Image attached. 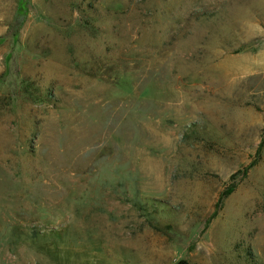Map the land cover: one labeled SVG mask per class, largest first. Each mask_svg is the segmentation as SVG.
Instances as JSON below:
<instances>
[{"label": "rangeland", "instance_id": "1", "mask_svg": "<svg viewBox=\"0 0 264 264\" xmlns=\"http://www.w3.org/2000/svg\"><path fill=\"white\" fill-rule=\"evenodd\" d=\"M0 38V264H264V0H0Z\"/></svg>", "mask_w": 264, "mask_h": 264}, {"label": "trees", "instance_id": "2", "mask_svg": "<svg viewBox=\"0 0 264 264\" xmlns=\"http://www.w3.org/2000/svg\"><path fill=\"white\" fill-rule=\"evenodd\" d=\"M1 41H2V38H0V42ZM261 147H263V144L260 146V149H261ZM235 188H236L235 186H231L230 188H228L227 191L225 192V195L223 196V198L231 195L235 191ZM177 264H187V262L186 261H180Z\"/></svg>", "mask_w": 264, "mask_h": 264}]
</instances>
